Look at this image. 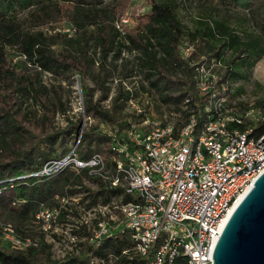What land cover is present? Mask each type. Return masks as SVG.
Segmentation results:
<instances>
[{"label": "trees", "instance_id": "obj_1", "mask_svg": "<svg viewBox=\"0 0 264 264\" xmlns=\"http://www.w3.org/2000/svg\"><path fill=\"white\" fill-rule=\"evenodd\" d=\"M123 1L0 0V220L13 224L18 231L25 229L21 232L24 236L44 238L38 231L31 232L35 215L42 208L58 207L61 199L81 195L78 205L89 211L123 192L108 188L98 176L90 179L97 187L91 191L71 168L35 175L46 163L59 161L73 150L69 140L73 141V155L78 160L88 161L99 155L110 169L116 156L110 149L113 138L107 133L89 127L80 134L79 121H69L67 132L54 129L56 114L67 111L61 98L56 96L55 100L52 89L43 84V74L66 82L78 74L83 84L91 85L82 89L85 115L121 134L133 121L150 116L151 109L161 118L163 107L169 114H177V127L185 125L191 116L199 124L213 119L210 112H204L208 102L199 95L195 80L196 70L204 63L200 58L205 54L225 69L218 84H225L228 93L231 81L246 79V74L264 59V18L255 20V32H238L241 26L245 29V19L232 25L224 18L199 21L197 27L187 31L177 13V2L157 0L151 2L146 21L126 32L118 27L115 12ZM212 1L227 9L246 5L243 0ZM62 21L69 24L72 34L52 32ZM186 37L194 48L187 58L181 53ZM125 52L131 58L122 56ZM12 54L20 56L15 63ZM119 67L123 79L138 77L140 82L127 88L120 85L109 98L106 84L115 78ZM95 90H100V97L93 101ZM147 95L150 98L146 101ZM28 100L36 102L40 110L26 106ZM133 105L143 113L135 114ZM241 118L240 127L244 129L249 121ZM252 132L253 136L264 134V122ZM81 246L82 256H66L62 264H92V259L105 264L112 260L114 264H146L120 233L100 240L97 246ZM124 250H129L127 255L122 253ZM50 255V246L43 242L39 249L27 253L0 244V264H60Z\"/></svg>", "mask_w": 264, "mask_h": 264}, {"label": "built area", "instance_id": "obj_2", "mask_svg": "<svg viewBox=\"0 0 264 264\" xmlns=\"http://www.w3.org/2000/svg\"><path fill=\"white\" fill-rule=\"evenodd\" d=\"M209 70L199 66L195 80L199 95L207 94L204 112L211 113L210 121L199 124L191 116L177 127V114L146 116L121 134L107 133L113 138L110 149L116 155L110 169L99 155L81 161L71 151L35 174L88 169L108 188L123 191L108 204L92 208L109 213L117 229L111 233L109 220H102L97 231L84 238L87 244L97 246L100 240L120 233L146 264H212L214 247L235 204L264 173V134L253 136V129H241V116L224 108L227 86L218 84L220 74ZM188 102L186 99L185 104ZM131 110L143 113L135 105ZM68 201L61 199L58 207L38 211L34 227L43 235L56 236L70 214ZM16 231L13 224L0 220V239L5 246L23 252L37 248L35 241L20 238ZM91 263L105 264L100 259Z\"/></svg>", "mask_w": 264, "mask_h": 264}, {"label": "rangeland", "instance_id": "obj_3", "mask_svg": "<svg viewBox=\"0 0 264 264\" xmlns=\"http://www.w3.org/2000/svg\"><path fill=\"white\" fill-rule=\"evenodd\" d=\"M157 0H126L120 2L117 5L115 10L117 18L119 19L118 27L126 32H132L143 24L150 14V5L151 2ZM177 2V13L185 25L186 30H193L198 26L199 21H210L216 18H224L229 21L230 24L235 25L237 23H242V19L247 20L243 25L245 29L241 26V29H237L238 32L242 30H248L255 32V20L264 18V0H243L245 6H235L229 9L222 8L212 0H175ZM23 15L22 17H24ZM54 33L61 34H72L73 30L70 28L69 24L66 21L58 23L54 28ZM193 47L190 45L188 37L184 38L183 43L181 44V53L185 58H187L193 51ZM95 50L92 49L91 53L94 54ZM18 54H12L14 63L16 60L20 59ZM17 56V57H16ZM98 56L96 53L95 57ZM128 58H131L126 52L122 55ZM229 56V53L226 54ZM204 63H201L200 66L210 67L209 72H215L217 74H223L225 69L219 64H215V59L210 58V54L207 53L200 58ZM12 61V62H13ZM96 69V68H95ZM32 70V69H30ZM122 68H118L116 76L114 79H111L110 82L106 84L109 98L113 96L114 91L121 85L125 88L139 84L138 77L135 79H123L122 77ZM246 79H241L239 77L236 80L231 81L229 87V93L227 96L225 109L228 110L231 114H237L241 117L248 119L247 128L253 129L260 122H264V59H261L256 63V65L246 74ZM42 82L48 88L52 89V96L57 100L56 96L61 98L64 109L67 111L65 114L58 112L56 117L53 119L54 129L60 133L67 132L69 130V121L78 122L81 126L80 134L83 130L91 128L97 133H108L110 128L105 126L103 123L99 122L94 118H89L84 113V102L85 97L83 95L82 89L86 85L91 87L88 83H82L81 77L77 74L69 79V81H62L51 77L48 74L42 75ZM207 94L205 93L204 96ZM100 97V90H95L93 92V101L98 100ZM150 95L146 96V101L149 100ZM110 100L105 104L108 106ZM27 105H31L29 108H34L40 110V106L32 101L28 100ZM57 105L59 103L57 102ZM165 109V110H164ZM164 112V115H170L167 112L165 107L161 108ZM151 115L149 118H158L155 112L151 109ZM79 138V137H78ZM77 141V140H76ZM68 146L73 150V141H68ZM72 150V151H73ZM71 171L78 174L83 182V186L90 189L91 191L96 190V186L92 183L94 176H91L88 173H83L81 171H76L71 168ZM91 179V180H90ZM81 195L73 200H69L70 212L69 216L63 220L62 226L56 236H47L41 233V236L44 238L38 239L34 236H24L21 234L25 229H17V235L22 239L30 238L31 240L37 243V249L41 246V242L46 243L50 246V257L53 261L59 262L62 264L66 256H82L84 254V249L81 244L86 243L84 238H87L89 234H93L94 230L97 231L98 223L102 220L108 221L110 214L105 212L102 208L91 209L85 211L83 206L78 205L79 198ZM108 228L111 233L117 229L116 224L112 221H108ZM71 229H74L78 232L77 238L73 237ZM37 227L33 228L31 232L37 234ZM70 233V234H69ZM74 238V239H72ZM0 244L3 247L5 246L0 239ZM20 251V250H17ZM23 252V251H20ZM27 253V252H24ZM110 262V264H114Z\"/></svg>", "mask_w": 264, "mask_h": 264}, {"label": "water", "instance_id": "obj_4", "mask_svg": "<svg viewBox=\"0 0 264 264\" xmlns=\"http://www.w3.org/2000/svg\"><path fill=\"white\" fill-rule=\"evenodd\" d=\"M211 258L212 264H264V173L235 207Z\"/></svg>", "mask_w": 264, "mask_h": 264}, {"label": "bare ground", "instance_id": "obj_5", "mask_svg": "<svg viewBox=\"0 0 264 264\" xmlns=\"http://www.w3.org/2000/svg\"><path fill=\"white\" fill-rule=\"evenodd\" d=\"M237 204H238V203H237ZM237 204H235V206H236ZM235 206H234V207H235Z\"/></svg>", "mask_w": 264, "mask_h": 264}]
</instances>
